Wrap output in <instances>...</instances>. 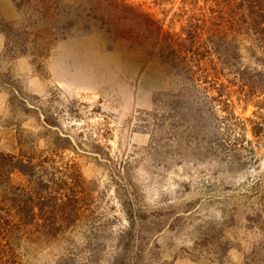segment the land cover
<instances>
[{"label": "rangeland", "instance_id": "rangeland-1", "mask_svg": "<svg viewBox=\"0 0 264 264\" xmlns=\"http://www.w3.org/2000/svg\"><path fill=\"white\" fill-rule=\"evenodd\" d=\"M0 0V264H264V0Z\"/></svg>", "mask_w": 264, "mask_h": 264}, {"label": "trees", "instance_id": "trees-1", "mask_svg": "<svg viewBox=\"0 0 264 264\" xmlns=\"http://www.w3.org/2000/svg\"><path fill=\"white\" fill-rule=\"evenodd\" d=\"M19 4H21V0L19 1Z\"/></svg>", "mask_w": 264, "mask_h": 264}]
</instances>
